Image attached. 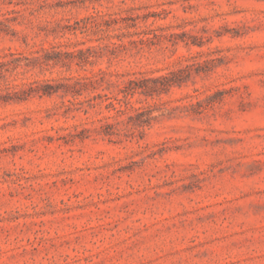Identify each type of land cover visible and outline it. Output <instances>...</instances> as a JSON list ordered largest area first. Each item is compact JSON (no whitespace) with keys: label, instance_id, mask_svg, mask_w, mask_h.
Returning <instances> with one entry per match:
<instances>
[{"label":"rangeland","instance_id":"1","mask_svg":"<svg viewBox=\"0 0 264 264\" xmlns=\"http://www.w3.org/2000/svg\"><path fill=\"white\" fill-rule=\"evenodd\" d=\"M0 264H264V0H0Z\"/></svg>","mask_w":264,"mask_h":264}]
</instances>
